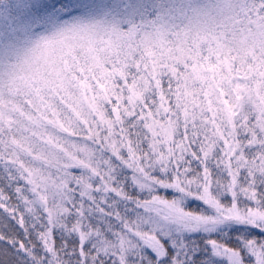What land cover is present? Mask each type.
I'll use <instances>...</instances> for the list:
<instances>
[{
	"label": "snow or ice",
	"instance_id": "1",
	"mask_svg": "<svg viewBox=\"0 0 264 264\" xmlns=\"http://www.w3.org/2000/svg\"><path fill=\"white\" fill-rule=\"evenodd\" d=\"M0 264H264V0H0Z\"/></svg>",
	"mask_w": 264,
	"mask_h": 264
}]
</instances>
